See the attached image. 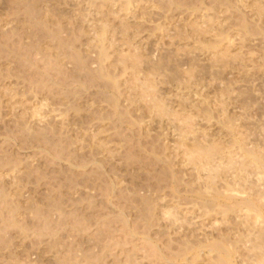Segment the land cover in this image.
Wrapping results in <instances>:
<instances>
[{
	"label": "rangeland",
	"instance_id": "374dc122",
	"mask_svg": "<svg viewBox=\"0 0 264 264\" xmlns=\"http://www.w3.org/2000/svg\"><path fill=\"white\" fill-rule=\"evenodd\" d=\"M0 264H264V0H0Z\"/></svg>",
	"mask_w": 264,
	"mask_h": 264
},
{
	"label": "bare ground",
	"instance_id": "6f19581e",
	"mask_svg": "<svg viewBox=\"0 0 264 264\" xmlns=\"http://www.w3.org/2000/svg\"><path fill=\"white\" fill-rule=\"evenodd\" d=\"M243 202V201H242Z\"/></svg>",
	"mask_w": 264,
	"mask_h": 264
}]
</instances>
